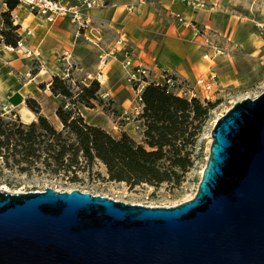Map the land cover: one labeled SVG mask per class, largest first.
Masks as SVG:
<instances>
[{"label":"rangeland","instance_id":"obj_1","mask_svg":"<svg viewBox=\"0 0 264 264\" xmlns=\"http://www.w3.org/2000/svg\"><path fill=\"white\" fill-rule=\"evenodd\" d=\"M175 1L184 4L183 9L188 18L180 15L185 20L199 21L195 27L192 24L188 26L184 24L186 29L181 38H177L183 46V59L204 60L213 66L222 82L221 90L212 92L210 96L212 105L209 106L207 113L194 119L189 125L195 127L189 128L193 134L188 135L189 143L184 146L181 154L188 152L191 164L185 170L172 167L179 174V180L172 179L157 185L145 182L129 185L126 181L110 180L105 165L99 160L78 170L64 171L52 170L51 167L44 165L43 156L37 167L25 171H19L16 166H5L0 159V189L9 192L36 191L46 187L57 190L79 189L126 203L147 206L176 205L194 196L208 157L211 130L217 119L235 102L244 97H255L264 90V0ZM16 11L23 15L28 10L25 11L21 6ZM1 13L0 5V17ZM28 15L29 17L22 22L23 27L29 26L36 33L27 37L26 30L18 28V34L20 33L18 40H22V45L19 46L17 42L15 46L7 45L0 37V109L3 114L6 117H19L24 123L35 120L36 114L25 102L27 98L32 97L40 104L42 114L59 130L62 125L55 110L61 101L67 105L69 100L50 91L49 84L53 76L58 75L66 79L76 92L81 85H88L87 73L95 75L102 69L103 77L99 82L100 89L96 100L92 101L93 106L78 104L77 107L85 121L90 124L95 125L98 122L103 124L105 120L110 124L111 119L118 126V130L113 129L112 123L107 129L112 136L118 137L123 132L119 131V126L127 120L124 108L127 106L132 108L136 102L120 64L125 54L122 44L117 42L120 37L115 39L114 34L108 33L107 28H102L101 24H97V31L93 29L92 24L89 28L78 29V26L67 18L75 28L68 23H63L62 28L57 29H54L56 25H52L48 35L41 43H37L39 44L37 48L33 49L31 47L38 36L45 33L47 27L31 14ZM12 17L11 14L9 19L14 22ZM167 20L182 23L174 16L159 22ZM31 21L34 22L30 23ZM0 27H3L2 23ZM145 30L142 34L144 40L161 41L163 34ZM206 36L211 46L220 49V54L210 45H202L199 42ZM59 39L71 49L73 59L69 57L68 49H60ZM113 39L116 47L114 45V49L105 52L104 41L107 45ZM29 41L32 43L29 44ZM47 45L53 49H45ZM144 47L147 49L146 42ZM126 50L130 54L132 51L134 53V47L129 44H126ZM204 53L208 54V59L203 58ZM149 55L148 62L159 64L162 59L169 61L177 59L165 54L161 48ZM207 71L205 66L198 74ZM129 121H132V118ZM132 134L137 143L151 149L145 142L143 132L135 129ZM168 156H172V153H168ZM168 163L169 161H166L164 164Z\"/></svg>","mask_w":264,"mask_h":264},{"label":"water","instance_id":"obj_2","mask_svg":"<svg viewBox=\"0 0 264 264\" xmlns=\"http://www.w3.org/2000/svg\"><path fill=\"white\" fill-rule=\"evenodd\" d=\"M211 138L194 196L176 205L0 189V264H264V90Z\"/></svg>","mask_w":264,"mask_h":264},{"label":"trees","instance_id":"obj_3","mask_svg":"<svg viewBox=\"0 0 264 264\" xmlns=\"http://www.w3.org/2000/svg\"><path fill=\"white\" fill-rule=\"evenodd\" d=\"M0 37L7 45L15 46L19 38V25L9 19L18 0H3ZM49 89L54 95L69 100L57 106L55 114L62 128L56 129L41 113L35 98H27V107L36 114L29 123L19 117H6L0 109V159L5 166H16L19 171L37 167L43 158L44 165L52 170L72 171L101 161L110 180L126 181L129 185L142 182L157 185L180 176L172 167L185 170L191 164L188 152L182 155L193 133L189 126L194 119L205 115L210 100L186 99L167 92L165 87L153 82L141 92L142 109L138 118L143 124L146 149L123 131L118 137L98 125L90 124L78 111V104L92 107L100 89L99 82L92 80L73 91L71 84L61 76H53ZM172 156H168V153ZM82 158V160H80ZM166 161L169 163L164 164Z\"/></svg>","mask_w":264,"mask_h":264},{"label":"crops","instance_id":"obj_4","mask_svg":"<svg viewBox=\"0 0 264 264\" xmlns=\"http://www.w3.org/2000/svg\"><path fill=\"white\" fill-rule=\"evenodd\" d=\"M99 2L101 3L100 6L93 8L89 11V15L92 18V26H94L93 29L95 28V31H97V24H101L102 28H107L106 31H109L108 33L114 34L115 39H117L118 37L123 38L125 40V44H129L130 46L134 47V53L132 51V54L130 56L132 63L134 65L146 68L149 72L150 78H159L161 73L166 72L170 74H175L181 79L193 84L198 76H206L212 73L216 76L215 90L213 91V93L215 91L221 90L222 82L217 77L213 66L204 62V60L201 59L196 61H191L190 59H183V46L182 43L177 40V38H181L180 36L184 33L186 26H184L183 23H178L177 21L175 23L170 20H167L166 22H159L162 21L164 18H172L174 16L173 13H180L185 18H188V16L185 14V10L183 9L184 4L175 0H99ZM21 6L22 8H24L25 11L28 10L25 6L18 5V7L12 10L11 14L13 16V23L18 24L20 30H26V33L27 30L29 31V33H27V37H29V35H32L33 33H36V31H32L29 26L23 27L22 22H24L29 17L28 14H31L32 17L36 20H40V22L44 23L47 27L45 33L38 36V39L37 41H35L33 46L31 47L29 45V47L33 49L34 47L37 48L39 45L37 43H41L42 40L48 35V33L51 31L50 27L52 25H56L54 29L62 28L61 26L63 23H68L69 25L74 27V25H72L67 18H58L54 22L49 23L46 19H44V17L38 14H34L29 10L26 12V14L21 15L16 11L17 8ZM1 9L2 11H4L6 8L4 5H1ZM192 20L199 23L197 19ZM32 22L34 21H31L30 23ZM1 23L2 19L0 17V25ZM145 29L150 30L151 32H158L163 34L161 41L154 42L152 40H144L145 38L142 37V34L146 31ZM115 39L109 41V44L107 45L104 41L105 52H109L110 49H114ZM59 42L60 49H68L70 51L69 57L72 58L71 49L67 48L66 45L62 43V39H59ZM145 42L147 49H145L144 47ZM199 42L201 43L202 40ZM28 43L30 44L32 43V41H29ZM47 48H51V46L47 45L45 49ZM160 48L165 52V54L173 56V58L177 59L170 61L162 59L160 60V64L158 62H148V57H150L149 54L154 50L155 52H157ZM144 55L146 56L144 57ZM203 58L208 59V56H203ZM122 59L120 60V64L123 72L126 75V70L123 67ZM205 66H207L208 71L198 74L199 70H202ZM136 106L137 105L135 102L132 108H129V106L125 107V112H128L127 110H129V112L132 113ZM104 122L105 123L103 124L98 122V124L96 123L95 125H100L104 129H106V131L109 132L107 127H111L112 123L113 129H115V131L118 130V126H116L111 119L110 124L106 120ZM135 126L136 121L126 120L123 124L119 126V131H125L131 137H134L132 133L135 132Z\"/></svg>","mask_w":264,"mask_h":264},{"label":"built area","instance_id":"obj_5","mask_svg":"<svg viewBox=\"0 0 264 264\" xmlns=\"http://www.w3.org/2000/svg\"><path fill=\"white\" fill-rule=\"evenodd\" d=\"M0 5L6 7L3 0H0ZM18 5L25 6L29 11L44 17V19L50 23L58 18H69L72 23L78 26V29H83L89 28L92 24V18L89 15V11L100 6L101 3L99 0H18ZM173 15L186 26L192 24V26L195 27L198 24L196 21L191 22L185 20L180 13H173ZM27 33H29L28 30ZM117 42L122 44V47L125 49L122 63L126 70V76L133 91L134 99L137 102V106L132 113L125 112V119L129 121L132 118V121H136L135 129L143 132V124L138 118V115L142 109L141 92L144 86L149 82L163 86L167 92H171L186 99L197 98L201 101L210 100V94L215 90V74L210 73L206 76H198L193 84L181 79L175 74L166 72L161 73L159 78H150L149 72L146 68L132 63L130 59L131 54L126 50L124 39L119 38ZM201 43L203 45H212L210 44L208 36L204 37ZM17 44L19 46L22 45V40L19 39ZM211 47L216 53H221L218 47L214 45ZM203 56L206 57L208 54L205 53ZM102 77V69H99L95 75H92L91 73L86 74V79H88L89 82L92 80L101 82Z\"/></svg>","mask_w":264,"mask_h":264},{"label":"bare ground","instance_id":"obj_6","mask_svg":"<svg viewBox=\"0 0 264 264\" xmlns=\"http://www.w3.org/2000/svg\"><path fill=\"white\" fill-rule=\"evenodd\" d=\"M205 57V56H204ZM207 57V56H206ZM175 205V204H174Z\"/></svg>","mask_w":264,"mask_h":264}]
</instances>
